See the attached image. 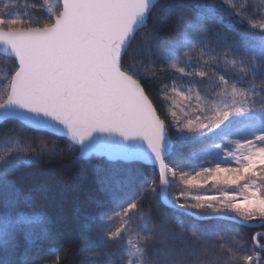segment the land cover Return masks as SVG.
<instances>
[{
  "label": "snow or ice",
  "instance_id": "snow-or-ice-1",
  "mask_svg": "<svg viewBox=\"0 0 264 264\" xmlns=\"http://www.w3.org/2000/svg\"><path fill=\"white\" fill-rule=\"evenodd\" d=\"M14 6L0 8V122L38 135L0 132V264H38L54 238L40 207L50 184L11 176L63 156L64 139L69 158L138 165L97 173L94 208L77 213L79 264H264V0H57L43 23ZM169 75L189 86L163 85L164 110L148 86ZM209 182L242 185V202L202 192ZM224 222L261 231L249 245ZM63 251L42 264H66Z\"/></svg>",
  "mask_w": 264,
  "mask_h": 264
},
{
  "label": "trees",
  "instance_id": "trees-1",
  "mask_svg": "<svg viewBox=\"0 0 264 264\" xmlns=\"http://www.w3.org/2000/svg\"><path fill=\"white\" fill-rule=\"evenodd\" d=\"M14 1L16 0H12V2ZM21 2L27 13L32 16L43 14L44 20L42 23L47 22V10L45 7H41V5H43L42 0H24ZM217 27V25L212 26L213 30ZM140 39L141 36H137V41ZM6 57L7 56L0 54V96H4L5 99V85L7 83L8 71L11 67V61ZM195 67L196 65L194 64L188 71H192ZM217 71L220 74L230 75V73H225L221 69H217ZM180 79L189 84V78L187 77L181 78L179 75H176V77L173 78L169 75L161 80L153 81L148 86L151 93L150 98L154 100L158 108L163 105L164 110H167L168 106V103L166 101L164 102L162 96L157 98L163 85L167 84L170 86L174 80L179 81ZM201 94L204 95L203 89H201ZM9 129H14L29 137L38 135L37 133L27 131L26 128L22 127L21 124L16 121H4L0 123V132H6ZM170 131L173 141L178 143V141H176L174 129H170ZM13 139H15V137H13ZM53 139L55 138L53 137ZM57 143L64 148L63 156H58L54 161L44 165L24 166L16 170L11 176V179L25 190L31 189L37 183L48 182L50 184V193L41 197L40 207L46 210L47 213L55 219V233L53 239L41 243L39 247L34 250V254L40 257L38 264H42L44 260L54 259L57 249L61 246L64 249V251L60 253L62 260H64L66 264H79L86 252H82L83 242L77 221V213L78 210H93V194L95 192V177L97 173L118 172L126 168L138 167V165H130L120 160L111 161L101 156L72 159L68 157L66 139L59 140ZM8 147L9 144L5 143V136L0 135V155H3L4 150ZM196 147L200 146L197 145ZM192 150V148L186 147L183 149V152L187 154ZM175 191L176 189H173L170 196L177 195L178 193ZM212 191L214 192V190ZM215 191H222V186L216 187ZM181 202H183V200H181ZM160 210L165 217L171 219L173 215L171 209L161 204ZM192 210L199 212L198 209ZM181 219L184 218L182 217ZM188 219L191 220L194 218ZM210 222L213 221H199V223ZM228 225L236 228L240 238L246 239L249 245L251 244L252 235L261 231V229L256 227L246 228L235 225L232 222H224L225 227ZM262 243H264V241H262Z\"/></svg>",
  "mask_w": 264,
  "mask_h": 264
},
{
  "label": "rangeland",
  "instance_id": "rangeland-1",
  "mask_svg": "<svg viewBox=\"0 0 264 264\" xmlns=\"http://www.w3.org/2000/svg\"><path fill=\"white\" fill-rule=\"evenodd\" d=\"M21 1H24V0H16V1L12 2L15 6L12 9H10V10L14 11L16 13H25L26 11H25V8H24L23 3ZM5 2H6V0H0V8L3 7ZM56 3H57V0H46V3H45V0H42V4L46 8V10H47L48 7H55ZM180 66L183 67L184 65H180ZM175 85L178 86L181 91H184L189 86L188 83L183 82L181 79L179 81H175ZM171 86H173V83L170 84L169 87H171ZM166 102L169 105L173 101L169 100V101H166ZM184 103H187V102L185 101ZM192 103L195 104V99L194 98H193ZM167 108H168V106H167ZM185 110H187V109H185ZM174 132H175V130H174ZM211 183L212 182H209L208 185L206 186V188L202 190V192L205 190L204 192H206L207 194H219L220 192H223V191H229L230 193L236 194L238 199H240L241 202H242V196H241L242 185H241V188H236V187L230 186V185L213 184V183H212L213 184L212 185ZM218 186H222V191H215L216 187H218ZM212 190H214V192ZM178 191H179V189H176L175 192L178 193ZM198 211H200V210H198ZM86 255H87V253L85 254V256Z\"/></svg>",
  "mask_w": 264,
  "mask_h": 264
},
{
  "label": "water",
  "instance_id": "water-1",
  "mask_svg": "<svg viewBox=\"0 0 264 264\" xmlns=\"http://www.w3.org/2000/svg\"><path fill=\"white\" fill-rule=\"evenodd\" d=\"M0 54L4 55V56H7L8 54L6 53L4 47L2 45H0ZM2 123V122H0ZM107 158V157H106ZM193 211V210H192Z\"/></svg>",
  "mask_w": 264,
  "mask_h": 264
}]
</instances>
